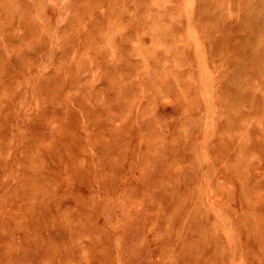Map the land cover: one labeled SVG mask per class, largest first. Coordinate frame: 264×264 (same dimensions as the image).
<instances>
[{"label":"rangeland","instance_id":"1","mask_svg":"<svg viewBox=\"0 0 264 264\" xmlns=\"http://www.w3.org/2000/svg\"><path fill=\"white\" fill-rule=\"evenodd\" d=\"M250 1L0 0V264H264Z\"/></svg>","mask_w":264,"mask_h":264},{"label":"bare ground","instance_id":"2","mask_svg":"<svg viewBox=\"0 0 264 264\" xmlns=\"http://www.w3.org/2000/svg\"><path fill=\"white\" fill-rule=\"evenodd\" d=\"M256 1H257V3L255 5H258V6L261 5V1L262 0H256ZM243 2L249 4V2H251V1L250 0H243ZM262 5L264 7V2L262 3ZM261 13L262 14H257L256 11H254V10H249V9L246 10L245 15L241 18V20H239V25L238 26H240V25L246 26V25H248V24H250L252 22L253 18H256L260 22H259L258 25L255 26L256 27L255 33L256 34L261 33L263 31V28H264V23H262V19L264 18V9H263V11ZM248 40H249V38H248ZM259 53L260 54L264 53V47H263V52L261 51ZM235 71L237 73L239 70H235ZM237 79H239V77Z\"/></svg>","mask_w":264,"mask_h":264}]
</instances>
